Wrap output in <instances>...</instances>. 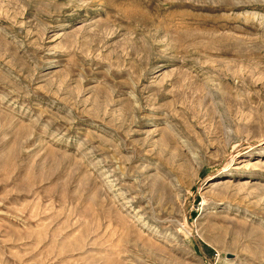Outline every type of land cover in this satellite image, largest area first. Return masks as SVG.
I'll list each match as a JSON object with an SVG mask.
<instances>
[{"label":"rangeland","instance_id":"374dc122","mask_svg":"<svg viewBox=\"0 0 264 264\" xmlns=\"http://www.w3.org/2000/svg\"><path fill=\"white\" fill-rule=\"evenodd\" d=\"M0 264H264V0H0Z\"/></svg>","mask_w":264,"mask_h":264},{"label":"bare ground","instance_id":"6f19581e","mask_svg":"<svg viewBox=\"0 0 264 264\" xmlns=\"http://www.w3.org/2000/svg\"><path fill=\"white\" fill-rule=\"evenodd\" d=\"M219 184H221V183H217V182L213 183V185H215V186H216V185H219ZM244 185H245V184H244Z\"/></svg>","mask_w":264,"mask_h":264}]
</instances>
